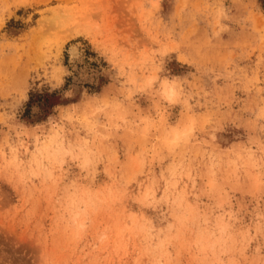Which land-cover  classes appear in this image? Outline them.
Instances as JSON below:
<instances>
[{
  "label": "rangeland",
  "instance_id": "374dc122",
  "mask_svg": "<svg viewBox=\"0 0 264 264\" xmlns=\"http://www.w3.org/2000/svg\"><path fill=\"white\" fill-rule=\"evenodd\" d=\"M0 264H264V0H0Z\"/></svg>",
  "mask_w": 264,
  "mask_h": 264
},
{
  "label": "bare ground",
  "instance_id": "6f19581e",
  "mask_svg": "<svg viewBox=\"0 0 264 264\" xmlns=\"http://www.w3.org/2000/svg\"><path fill=\"white\" fill-rule=\"evenodd\" d=\"M76 48H77V47H76ZM76 48H75V49H76ZM73 50H74V49H73ZM74 54H77L76 50H74ZM74 56H76V55H74ZM76 57H77V56H76Z\"/></svg>",
  "mask_w": 264,
  "mask_h": 264
},
{
  "label": "trees",
  "instance_id": "16d2710c",
  "mask_svg": "<svg viewBox=\"0 0 264 264\" xmlns=\"http://www.w3.org/2000/svg\"><path fill=\"white\" fill-rule=\"evenodd\" d=\"M31 104H32V102H31Z\"/></svg>",
  "mask_w": 264,
  "mask_h": 264
}]
</instances>
